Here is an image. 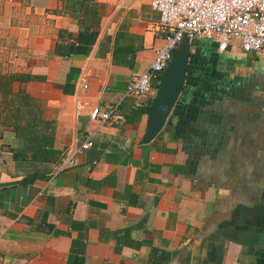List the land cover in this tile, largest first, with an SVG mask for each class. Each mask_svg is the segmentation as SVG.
Returning a JSON list of instances; mask_svg holds the SVG:
<instances>
[{
    "label": "crops",
    "instance_id": "obj_1",
    "mask_svg": "<svg viewBox=\"0 0 264 264\" xmlns=\"http://www.w3.org/2000/svg\"><path fill=\"white\" fill-rule=\"evenodd\" d=\"M157 24L150 0H0V74L35 76L12 89L55 123L34 141L46 160L0 124V264H264V62L193 40L163 129L139 144L156 84L137 120L124 87L163 44Z\"/></svg>",
    "mask_w": 264,
    "mask_h": 264
},
{
    "label": "built area",
    "instance_id": "obj_2",
    "mask_svg": "<svg viewBox=\"0 0 264 264\" xmlns=\"http://www.w3.org/2000/svg\"><path fill=\"white\" fill-rule=\"evenodd\" d=\"M150 6L158 13L157 28L164 35V41L146 68L131 75L125 84V95L135 109L145 106L183 36L189 42L199 38L210 40L220 53L231 42H236L242 52L264 62V0H150ZM82 109L83 106L76 102L75 113L79 114ZM88 116L102 126L111 122L114 111L93 108ZM90 145L89 138L81 142L72 139L59 157L51 177L74 167L76 158Z\"/></svg>",
    "mask_w": 264,
    "mask_h": 264
},
{
    "label": "trees",
    "instance_id": "obj_3",
    "mask_svg": "<svg viewBox=\"0 0 264 264\" xmlns=\"http://www.w3.org/2000/svg\"><path fill=\"white\" fill-rule=\"evenodd\" d=\"M35 79L37 78L30 74H0V124L10 128L24 141L22 155L33 160H46L45 150L34 148V141L40 137H52L55 123L43 118L39 98L31 96L24 89H12L14 83H26ZM142 113L143 109H136L134 119H139ZM15 154L17 153L14 156Z\"/></svg>",
    "mask_w": 264,
    "mask_h": 264
},
{
    "label": "water",
    "instance_id": "obj_4",
    "mask_svg": "<svg viewBox=\"0 0 264 264\" xmlns=\"http://www.w3.org/2000/svg\"><path fill=\"white\" fill-rule=\"evenodd\" d=\"M189 45L183 36L173 49L167 68L161 72L154 96L144 109L146 120L139 144L149 143L163 129L184 85Z\"/></svg>",
    "mask_w": 264,
    "mask_h": 264
}]
</instances>
